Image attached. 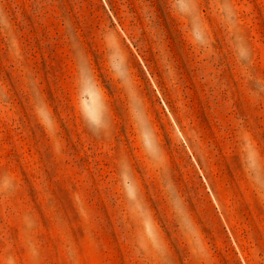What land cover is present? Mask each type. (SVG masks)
I'll return each instance as SVG.
<instances>
[{
	"label": "rangeland",
	"instance_id": "374dc122",
	"mask_svg": "<svg viewBox=\"0 0 264 264\" xmlns=\"http://www.w3.org/2000/svg\"><path fill=\"white\" fill-rule=\"evenodd\" d=\"M0 264H264V0H0Z\"/></svg>",
	"mask_w": 264,
	"mask_h": 264
}]
</instances>
